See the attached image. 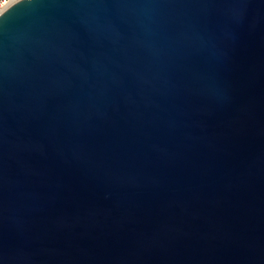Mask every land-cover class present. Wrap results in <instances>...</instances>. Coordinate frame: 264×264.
<instances>
[{
	"label": "water",
	"instance_id": "water-1",
	"mask_svg": "<svg viewBox=\"0 0 264 264\" xmlns=\"http://www.w3.org/2000/svg\"><path fill=\"white\" fill-rule=\"evenodd\" d=\"M0 264H264V0L4 7Z\"/></svg>",
	"mask_w": 264,
	"mask_h": 264
},
{
	"label": "built area",
	"instance_id": "built-area-1",
	"mask_svg": "<svg viewBox=\"0 0 264 264\" xmlns=\"http://www.w3.org/2000/svg\"><path fill=\"white\" fill-rule=\"evenodd\" d=\"M13 0H0V11Z\"/></svg>",
	"mask_w": 264,
	"mask_h": 264
}]
</instances>
